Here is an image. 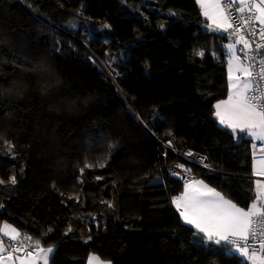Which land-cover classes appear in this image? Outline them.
<instances>
[{"label": "trees", "instance_id": "1", "mask_svg": "<svg viewBox=\"0 0 264 264\" xmlns=\"http://www.w3.org/2000/svg\"><path fill=\"white\" fill-rule=\"evenodd\" d=\"M226 42L195 0H0V179L18 180L0 225L55 246L50 264H243L172 204L179 165L240 207L259 194L252 140L213 115Z\"/></svg>", "mask_w": 264, "mask_h": 264}, {"label": "snow or ice", "instance_id": "2", "mask_svg": "<svg viewBox=\"0 0 264 264\" xmlns=\"http://www.w3.org/2000/svg\"><path fill=\"white\" fill-rule=\"evenodd\" d=\"M196 4L206 29L226 35L229 40L225 49L228 95L214 104L213 115L233 135L244 134L264 142V0H196ZM197 55L202 59L204 52ZM35 71H42V67L37 65ZM168 145H172L171 140ZM178 167L183 169V165ZM254 174L264 176V158L259 160V168L254 165ZM6 183L15 186L17 176L7 181L0 179V186ZM256 185L260 192L246 209L203 179L189 178L184 180L183 191L172 198V204L182 225L189 226L194 237L223 245L227 249L225 256H239L243 264H264V183L257 180ZM0 234V264H50L55 246L44 247L40 239L22 236L9 224L0 227ZM88 264L112 262L100 261L92 254Z\"/></svg>", "mask_w": 264, "mask_h": 264}, {"label": "built area", "instance_id": "3", "mask_svg": "<svg viewBox=\"0 0 264 264\" xmlns=\"http://www.w3.org/2000/svg\"><path fill=\"white\" fill-rule=\"evenodd\" d=\"M238 47H242V45L238 46ZM264 54V53H262ZM251 148H252V156L257 153V152H264V142H260V141H254L251 143ZM181 159L187 161V163L194 165L196 167H206L207 165V161H202V162H198L196 159V155L194 153H192L191 156H188L187 154L185 156H179ZM189 159H193L195 162H190ZM173 173H177L180 174L182 177V180L184 181L185 179H189V176L187 175L185 168L181 169L178 166H173L171 168V175H173ZM252 177V176H251ZM25 243V242H24ZM26 244V243H25ZM19 254V253H18Z\"/></svg>", "mask_w": 264, "mask_h": 264}, {"label": "crops", "instance_id": "4", "mask_svg": "<svg viewBox=\"0 0 264 264\" xmlns=\"http://www.w3.org/2000/svg\"><path fill=\"white\" fill-rule=\"evenodd\" d=\"M196 1V0H195ZM199 7V6H198ZM199 10H200V13H201V9H200V7H199ZM202 16V15H201ZM203 17V16H202ZM203 19L205 20V18L203 17ZM225 37H226V35H225ZM229 43V40L227 39V42H226V44H225V46H224V48L226 49V46H227V44ZM229 83V81H228V73H227V84ZM227 95H228V93H227ZM227 98V96L225 97V98H223V99H226ZM222 100V99H221ZM218 102V101H217ZM252 140V142H254V141H256L255 139H251ZM253 159H252V161H253V178L255 179V180H260L262 183H264V176H260V175H255L254 174V165H255V167H257V168H259V160L261 159V158H264V152H257V153H255L254 155H253V157H252ZM192 179V178H191ZM257 190H258V192H260V189L258 188V186H257ZM235 203V202H234ZM239 206V205H238ZM4 224H9V222H7V221H3L2 223H1V225H0V227H2ZM19 231V230H18ZM20 232V231H19ZM4 239H6V240H8V238H4ZM25 242V241H24ZM7 243V242H6ZM26 243V242H25ZM27 244V243H26ZM92 254H94V253H91L90 255H92ZM89 255V256H90ZM97 255V254H96ZM89 256H88V258H89ZM98 256V255H97ZM88 258H87V262H86V264H88ZM100 258V257H99ZM102 260V259H101ZM103 261H105V260H103ZM18 264V263H17Z\"/></svg>", "mask_w": 264, "mask_h": 264}, {"label": "water", "instance_id": "5", "mask_svg": "<svg viewBox=\"0 0 264 264\" xmlns=\"http://www.w3.org/2000/svg\"><path fill=\"white\" fill-rule=\"evenodd\" d=\"M99 60V59H98ZM100 61V60H99ZM100 63L102 64V66H103V68L107 71V73L109 74V76L111 77V74H110V72L108 71V69L103 65V63L100 61ZM218 126L219 127H224V126H222V125H220L219 123H218ZM231 131V130H230ZM169 151H171V150H169ZM172 152V151H171ZM195 155H196V157H200V158H203V160L204 161H206V159H205V157L203 156V155H199V154H197V153H194ZM185 161V160H184ZM185 162H187V161H185ZM202 169H206V170H208V171H211V172H217L216 170H214V169H212V168H208L207 166L206 167H202ZM18 263V262H17Z\"/></svg>", "mask_w": 264, "mask_h": 264}, {"label": "rangeland", "instance_id": "6", "mask_svg": "<svg viewBox=\"0 0 264 264\" xmlns=\"http://www.w3.org/2000/svg\"><path fill=\"white\" fill-rule=\"evenodd\" d=\"M102 65V64H101ZM189 161L190 162H195L193 159H189ZM189 164V163H188ZM253 178V177H252ZM9 225H12V224H10L9 223ZM13 226V225H12ZM3 227V226H2ZM14 227V226H13ZM16 228V227H15ZM17 229V228H16ZM18 230V229H17ZM0 235H2V234H0ZM7 238V237H6ZM94 255H96V254H94ZM97 256V255H96ZM99 257V256H98ZM100 261H103V259L101 260V258H100ZM106 261H108V260H105L104 262H106Z\"/></svg>", "mask_w": 264, "mask_h": 264}, {"label": "bare ground", "instance_id": "7", "mask_svg": "<svg viewBox=\"0 0 264 264\" xmlns=\"http://www.w3.org/2000/svg\"><path fill=\"white\" fill-rule=\"evenodd\" d=\"M197 161L198 162H202L203 161V158H200V157H196ZM209 168V167H208ZM253 176V175H252Z\"/></svg>", "mask_w": 264, "mask_h": 264}, {"label": "clouds", "instance_id": "8", "mask_svg": "<svg viewBox=\"0 0 264 264\" xmlns=\"http://www.w3.org/2000/svg\"><path fill=\"white\" fill-rule=\"evenodd\" d=\"M47 91H48L47 89H44V90H43L44 94H47Z\"/></svg>", "mask_w": 264, "mask_h": 264}]
</instances>
